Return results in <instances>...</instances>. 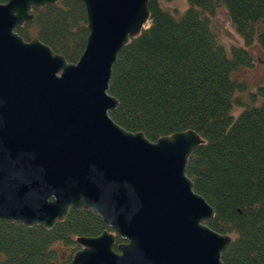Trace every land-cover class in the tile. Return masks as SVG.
<instances>
[{"label":"water","instance_id":"95a60500","mask_svg":"<svg viewBox=\"0 0 264 264\" xmlns=\"http://www.w3.org/2000/svg\"><path fill=\"white\" fill-rule=\"evenodd\" d=\"M60 0L0 4V222L51 230L90 211L106 230L79 237L70 264H223L231 238L193 189V130L149 141L109 116L112 67L149 21V0H80L88 36L76 63L16 29ZM116 237L124 244L113 250Z\"/></svg>","mask_w":264,"mask_h":264},{"label":"trees","instance_id":"16d2710c","mask_svg":"<svg viewBox=\"0 0 264 264\" xmlns=\"http://www.w3.org/2000/svg\"><path fill=\"white\" fill-rule=\"evenodd\" d=\"M219 8L243 40L229 54L212 25ZM148 10V24L112 67L108 94L119 106L109 116L151 142L195 131L203 144L189 157L186 175L215 211L207 225L231 238L223 264H264V87L243 101L233 77L252 65L254 43L264 50V0H187L182 13L149 0ZM32 14L16 32L76 63L88 36L80 0H60ZM105 230L99 217L83 210H71L51 230L0 222V264H70L76 238Z\"/></svg>","mask_w":264,"mask_h":264},{"label":"rangeland","instance_id":"374dc122","mask_svg":"<svg viewBox=\"0 0 264 264\" xmlns=\"http://www.w3.org/2000/svg\"><path fill=\"white\" fill-rule=\"evenodd\" d=\"M163 6L170 11L176 9L182 13L187 7V0H163ZM212 25L228 54L230 53V48L243 46V40L231 25L224 8H219L216 11ZM249 52L252 57V65L250 67H241L233 76L243 87V91L240 94L243 101L250 100L251 95H257L259 93V87H264V50L257 43H254L249 49ZM233 112L237 114L240 112V109L234 108ZM55 248L60 253H68L61 244L56 245Z\"/></svg>","mask_w":264,"mask_h":264},{"label":"flooded vegetation","instance_id":"af4514ba","mask_svg":"<svg viewBox=\"0 0 264 264\" xmlns=\"http://www.w3.org/2000/svg\"><path fill=\"white\" fill-rule=\"evenodd\" d=\"M125 242L124 241H122V242H119V243H116L115 242V246H114V248H113V250L115 251V252H118V250H117V246L119 245V244H124ZM77 244V243H76ZM78 245V244H77ZM79 246V248L77 249V251H79V250H81L82 249V247L80 246V245H78ZM76 251V252H77ZM75 252V253H76ZM74 255V254H73Z\"/></svg>","mask_w":264,"mask_h":264}]
</instances>
